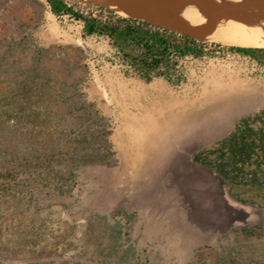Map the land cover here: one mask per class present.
<instances>
[{"label": "rangeland", "instance_id": "rangeland-1", "mask_svg": "<svg viewBox=\"0 0 264 264\" xmlns=\"http://www.w3.org/2000/svg\"><path fill=\"white\" fill-rule=\"evenodd\" d=\"M186 1L199 22L177 30L220 49L186 58L175 85L124 76L104 38L83 37L45 0H0V50L17 43L49 78L29 100L7 98L0 130L13 142L53 131L61 149L48 173L0 182V264H264V187L196 161L216 159L217 141L264 110V68L228 49L263 47L252 41L264 38V0ZM230 102L238 118L221 132Z\"/></svg>", "mask_w": 264, "mask_h": 264}, {"label": "trees", "instance_id": "trees-1", "mask_svg": "<svg viewBox=\"0 0 264 264\" xmlns=\"http://www.w3.org/2000/svg\"><path fill=\"white\" fill-rule=\"evenodd\" d=\"M50 11L58 16H67L82 24V36L104 38L112 51L110 61L117 63L126 77H137L146 83L163 78L172 84L184 80L182 62L190 57L202 59L214 55L219 45L208 44L195 36L180 32L154 22L129 15H122L97 3H80L71 0H45ZM12 42L0 50V122L10 117L4 103L12 96L22 100L35 97L49 78L41 57L30 62L20 60L23 48ZM248 56L264 68V47L237 46L228 48ZM61 62H71L60 57ZM13 61L16 67L9 75ZM77 66L78 60L74 61ZM13 65V63H12ZM5 72V75L3 74ZM9 75V76H7ZM73 83L78 82V78ZM4 112L7 114H4ZM10 140L11 132L0 130V182L18 176L38 172L48 173L46 160L60 153L53 131L26 130ZM45 139L44 141L42 139ZM70 149L67 150L69 152ZM214 160L196 158L202 165L213 169L223 178H230L236 185L247 184L264 187V110L253 116L241 118L234 130L217 141L213 150ZM8 188L0 187V194Z\"/></svg>", "mask_w": 264, "mask_h": 264}, {"label": "bare ground", "instance_id": "bare-ground-1", "mask_svg": "<svg viewBox=\"0 0 264 264\" xmlns=\"http://www.w3.org/2000/svg\"><path fill=\"white\" fill-rule=\"evenodd\" d=\"M100 1L114 8L117 12L123 15H129V16L133 15L134 17L148 20L151 22L162 23L166 27H170L176 30L179 29L180 31L181 28L187 29L189 26L192 27L199 22V19L197 17L198 16L197 11L192 7V4L189 5L186 0H100ZM244 23L246 24V21ZM252 42L255 45L264 47V38L253 40Z\"/></svg>", "mask_w": 264, "mask_h": 264}, {"label": "crops", "instance_id": "crops-1", "mask_svg": "<svg viewBox=\"0 0 264 264\" xmlns=\"http://www.w3.org/2000/svg\"><path fill=\"white\" fill-rule=\"evenodd\" d=\"M234 107L235 106L232 104V102H230L229 105L225 104V106H222L223 111H221V113L218 115L219 130L221 132H231L234 123L238 118L236 108Z\"/></svg>", "mask_w": 264, "mask_h": 264}, {"label": "water", "instance_id": "water-1", "mask_svg": "<svg viewBox=\"0 0 264 264\" xmlns=\"http://www.w3.org/2000/svg\"><path fill=\"white\" fill-rule=\"evenodd\" d=\"M170 28V27H169Z\"/></svg>", "mask_w": 264, "mask_h": 264}]
</instances>
